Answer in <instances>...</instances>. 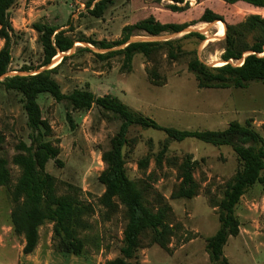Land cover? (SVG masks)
I'll return each mask as SVG.
<instances>
[{"label": "rangeland", "instance_id": "1", "mask_svg": "<svg viewBox=\"0 0 264 264\" xmlns=\"http://www.w3.org/2000/svg\"><path fill=\"white\" fill-rule=\"evenodd\" d=\"M92 0H19L11 9L13 26L17 32L13 47V62L7 76L29 75L47 70L40 68L43 50L35 23H47L61 30H71L67 35L74 40L92 38L96 41L116 42L122 38V29L154 16L162 23L192 24L181 34H162L150 37L145 33L133 36L129 43L138 41L165 42L181 40L185 54L177 61H170L162 52L155 63L142 55L135 57L130 70L123 69V57L103 61L96 54L121 50L125 46L103 50L90 44L77 42L66 54H59L53 61L54 68L65 56L54 79L63 93L74 90H91L97 96L112 95L133 111L156 121L159 125L178 130L222 131L231 122L251 126L264 139V83H251L246 89H200L188 64L196 54L208 66L224 65L221 55L225 46L226 25L223 22H198L204 9L211 8L224 16L229 24L243 22L251 15L264 17V11L245 4L228 5L220 0H186L187 9L174 12L169 9L172 0H117L100 18L89 13ZM97 1L93 2V9ZM196 22V23H195ZM196 32L206 39H183ZM0 39V49L3 47ZM23 67L31 72L21 71ZM40 68V69H39ZM49 68V69H51ZM42 118L51 133L47 140L58 146L60 162L52 160L47 173L57 180L60 194L71 185L79 191L82 202L90 204L94 212L89 219L90 231L83 234L86 253L76 257L72 264H102L106 257H117L122 246L123 231L127 224L125 208L106 219L107 211L99 200L105 188L99 176L105 169L102 154L110 148L111 139L117 134L121 119L97 106L89 111H75L67 103H58L50 95L39 96ZM23 97L6 92L0 85V133L4 137L1 155L9 162L13 183L20 170L13 158L20 153L18 146H30L31 130L23 108ZM70 113L72 122L68 120ZM125 149V168L130 180L141 183L147 190V200L161 195L172 207L175 237L169 250L151 245L143 238L139 252L142 264H211L206 252L207 239L219 229L218 209L212 202L220 201L226 185L242 170V163L230 147H215L195 139L184 142L170 141L162 131L133 126ZM168 150L157 163L164 146ZM191 157L197 161L194 178L200 186L199 195L192 200L173 199L180 183L177 167ZM148 160L142 168L140 162ZM264 175V174H263ZM13 209L10 190L0 188V264H14L20 238L9 231L10 212ZM240 221V234L230 238L224 248L229 264H264V184L257 183L242 197L236 208ZM41 239L55 253L53 225L45 224L39 230ZM49 244V245H47ZM17 250V249H16ZM72 256V255H65ZM102 257V258H101ZM81 259V260H80Z\"/></svg>", "mask_w": 264, "mask_h": 264}, {"label": "trees", "instance_id": "2", "mask_svg": "<svg viewBox=\"0 0 264 264\" xmlns=\"http://www.w3.org/2000/svg\"><path fill=\"white\" fill-rule=\"evenodd\" d=\"M19 0H0V78L6 76L13 62V47L16 44L17 32L12 23L11 9ZM96 2L93 9L90 5ZM117 0H92L88 4L89 13L100 18ZM161 2V0H155ZM174 5L169 9L182 12L186 6L180 7L186 0H172ZM199 1V0H198ZM228 5L245 4L254 9L264 11V0H220ZM198 22L226 25L224 49L221 60L224 65L208 66L195 54L188 64V70L195 76L200 89H246L251 83H264V17L251 15L243 22L229 24L223 15L211 8L204 9ZM196 23V22H195ZM192 26L189 23H162L154 16L135 24L126 25L122 29V38L116 42L96 41L92 38L74 40L67 34L71 30L47 23H35L33 29L39 35V43L43 50V62L40 66L47 70L29 75H11L0 80L6 92H15L23 97V108L27 115V125L31 130V144L21 143L20 151L13 158V163L20 170V176L13 183L9 162L1 155L4 137L0 133V188L10 190L13 209L10 214L12 233L25 239L24 254L34 252L39 245V230L49 223L53 225L56 251L62 255L83 256L86 253V241L83 234L90 231L89 222L94 209L90 204L82 202L77 188L68 185V191L60 194L57 180L46 171L48 163L58 157L61 150L47 140L51 130L43 120L39 96L50 95L58 103H67L75 111H89L94 106L118 116L122 123L117 134L110 141V148L103 152L102 162L105 169L99 176V182L105 191L99 200L100 206L107 211L109 220L119 206L125 208L127 219L123 231L120 255L106 260L104 264H142L139 252L143 238H149L151 245H157L168 251L175 237L172 207L161 195L154 198V203L147 200L148 190L139 182L129 179L126 173L125 149L129 143L128 135L131 127L154 129L166 134L170 141L184 142L195 139L215 147H230L242 163V170L226 185L220 201L212 202L218 209L219 229L206 242V252L211 264H229L224 255V248L230 238L240 234V221L236 216L242 197L257 183L264 184V139L250 123L242 125L231 122L222 131H189L168 128L159 125L153 119L130 109L121 100L112 95L97 96L91 90H74L70 94L62 91L60 84L54 79L60 66L68 59L65 56L54 68L53 60L59 54L69 53L77 42L90 44L103 50L125 46L121 50L106 54H96L103 61L115 57H123V69L130 70L136 56L142 55L148 62L155 63L162 52H166L170 61H177L185 52L180 45L181 40L165 42L138 41L129 43L133 36L145 33L150 37L162 34H181ZM206 38L196 32L186 34L183 39ZM39 68V69H40ZM51 68V69H49ZM23 72H31L32 68L23 67ZM72 122L71 114H67ZM168 150L164 146L159 153L157 163ZM142 168L148 166V160L140 162ZM197 161L185 158L177 167L180 183L173 192V199L192 200L199 195L200 186L194 178Z\"/></svg>", "mask_w": 264, "mask_h": 264}, {"label": "crops", "instance_id": "3", "mask_svg": "<svg viewBox=\"0 0 264 264\" xmlns=\"http://www.w3.org/2000/svg\"><path fill=\"white\" fill-rule=\"evenodd\" d=\"M8 226H9V231L11 232V235H13L11 225H8ZM15 237H19L20 241H19L18 247L16 245L11 246L12 252L16 251L17 253V257L15 256L16 259H15L14 264H66V262L68 263L69 260H72L73 262L75 261L74 259H77L76 258L77 256H74V255L65 256L58 252L55 253L52 249H48V247H46V244L41 239V233H40L39 245L37 246V248L34 250L33 253L26 255L23 252L25 243H26L24 237L22 236H15ZM114 258L116 257H110V256L106 257V259L103 260L102 264H104L106 260H110ZM86 261H89V260L88 259L85 260V258H83L81 262H84L85 264ZM69 264H72V263H69Z\"/></svg>", "mask_w": 264, "mask_h": 264}, {"label": "water", "instance_id": "4", "mask_svg": "<svg viewBox=\"0 0 264 264\" xmlns=\"http://www.w3.org/2000/svg\"><path fill=\"white\" fill-rule=\"evenodd\" d=\"M53 61H54V60H53ZM5 77H7V75H6V76H4V77H2V78H0V80H1V79H3V78H5Z\"/></svg>", "mask_w": 264, "mask_h": 264}]
</instances>
